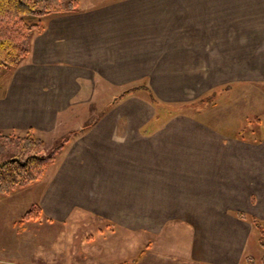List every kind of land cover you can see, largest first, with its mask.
<instances>
[{
    "label": "crops",
    "instance_id": "obj_1",
    "mask_svg": "<svg viewBox=\"0 0 264 264\" xmlns=\"http://www.w3.org/2000/svg\"><path fill=\"white\" fill-rule=\"evenodd\" d=\"M77 1L0 86V131L76 132L38 182L42 215L106 225L81 264H264V134L195 105L264 85V0Z\"/></svg>",
    "mask_w": 264,
    "mask_h": 264
},
{
    "label": "rangeland",
    "instance_id": "obj_2",
    "mask_svg": "<svg viewBox=\"0 0 264 264\" xmlns=\"http://www.w3.org/2000/svg\"><path fill=\"white\" fill-rule=\"evenodd\" d=\"M255 67L257 66H250L251 69ZM9 74V71L0 73V86ZM252 85H235L234 93L230 94L220 90L214 96L204 99L203 103L211 99L217 100V106H220L221 114L225 115L224 122L230 131L245 138L258 139L264 134V85L260 86L259 90ZM243 90L247 91L244 98L241 96ZM199 102L195 105L202 104ZM15 134L24 136L25 132ZM43 140L47 148L51 147L54 141L53 138ZM42 190L43 184L37 182L0 198V251L20 253L19 256L15 253V256L10 255L11 260L4 255L0 256L6 261H12L11 264H81L86 246H89V243L91 246L100 243L98 230L107 235L106 225L50 224L52 220L42 213L37 219L38 224H34L32 220L13 225V220L18 216L20 220L33 206L38 205ZM23 224L29 226L25 232L19 231Z\"/></svg>",
    "mask_w": 264,
    "mask_h": 264
},
{
    "label": "trees",
    "instance_id": "obj_3",
    "mask_svg": "<svg viewBox=\"0 0 264 264\" xmlns=\"http://www.w3.org/2000/svg\"><path fill=\"white\" fill-rule=\"evenodd\" d=\"M77 11V0H0V73L15 70L27 59L32 38L44 29V18ZM136 90H128L121 97ZM151 99L155 101L154 97ZM75 134L69 132L47 148L45 141L32 131L24 136L0 131V198L42 181L49 165ZM41 213L39 205L33 206L19 223L37 220ZM239 216L244 218V214ZM261 244L264 246V236Z\"/></svg>",
    "mask_w": 264,
    "mask_h": 264
}]
</instances>
